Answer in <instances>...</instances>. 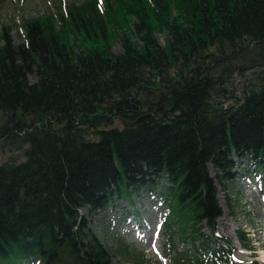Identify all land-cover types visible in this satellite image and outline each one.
I'll list each match as a JSON object with an SVG mask.
<instances>
[{
    "label": "trees",
    "instance_id": "16d2710c",
    "mask_svg": "<svg viewBox=\"0 0 264 264\" xmlns=\"http://www.w3.org/2000/svg\"><path fill=\"white\" fill-rule=\"evenodd\" d=\"M62 5L25 22L19 43L0 26V264H110L81 210L140 186L162 198L172 264H237L217 231L218 191L247 157L264 192V0ZM118 14L134 16V38L114 53L105 35ZM246 60L262 69L237 98L223 85ZM148 111L144 124L116 125ZM116 250L144 264L120 240Z\"/></svg>",
    "mask_w": 264,
    "mask_h": 264
},
{
    "label": "rangeland",
    "instance_id": "374dc122",
    "mask_svg": "<svg viewBox=\"0 0 264 264\" xmlns=\"http://www.w3.org/2000/svg\"><path fill=\"white\" fill-rule=\"evenodd\" d=\"M84 1L86 0H0V26H11V36L14 42L19 43L23 40L25 22L42 16L56 15L63 7V3L66 5ZM172 16L173 10L170 18ZM116 17L120 26L105 36H111L109 39L111 50L120 53L123 36L134 38L132 26L135 18L132 16V20L128 21L122 19L121 14ZM154 24V36L160 45L164 46L169 38L168 32L164 28H158L155 21ZM85 45L96 44L88 40ZM243 62L241 70L234 71L226 85H223L227 92L237 98L248 86L251 77L262 69V67H250L255 65H250L247 60ZM240 162L241 167H236L232 171L233 180L227 186L226 192L223 193L221 189L218 191L223 213L218 218L217 231L219 236L229 240L235 249L233 256L237 264H261L264 262V192L260 189V173L255 171L256 163L253 160L249 161L247 157L241 158ZM209 170L213 176L214 171L211 167ZM156 194H150L145 186H140L133 190L131 200L120 194L114 197L111 205L105 209L97 212H90L85 208L81 210L87 228L98 237L100 244L107 250L110 264H136L133 257L127 258L118 253L117 240L132 252L142 256L144 264H172L158 234L162 198ZM225 196L229 199L228 203ZM125 212H134L136 216L125 218ZM133 229H136L134 232L139 233L140 236L136 237L130 233ZM241 230L251 240L247 249L239 246L236 237V231ZM146 238H150V244L145 241Z\"/></svg>",
    "mask_w": 264,
    "mask_h": 264
},
{
    "label": "water",
    "instance_id": "95a60500",
    "mask_svg": "<svg viewBox=\"0 0 264 264\" xmlns=\"http://www.w3.org/2000/svg\"><path fill=\"white\" fill-rule=\"evenodd\" d=\"M152 115L153 114L151 112H148V113H145V114L138 116L134 120H127V119H124L122 117H120L119 120H120L123 127L130 128V127H135L137 125H141V124L146 123V121L148 119H150L152 117Z\"/></svg>",
    "mask_w": 264,
    "mask_h": 264
},
{
    "label": "bare ground",
    "instance_id": "6f19581e",
    "mask_svg": "<svg viewBox=\"0 0 264 264\" xmlns=\"http://www.w3.org/2000/svg\"><path fill=\"white\" fill-rule=\"evenodd\" d=\"M135 230H136V229L131 230L130 233H133L136 237H137V236H140L139 233L136 234V233L134 232ZM145 241H146L148 244H150V242H151V241H150V238H146ZM261 264H264V262H262Z\"/></svg>",
    "mask_w": 264,
    "mask_h": 264
}]
</instances>
